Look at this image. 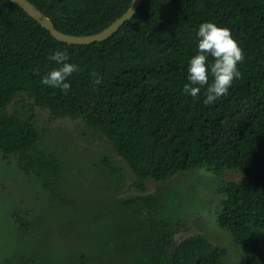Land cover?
I'll list each match as a JSON object with an SVG mask.
<instances>
[{
    "label": "trees",
    "instance_id": "16d2710c",
    "mask_svg": "<svg viewBox=\"0 0 264 264\" xmlns=\"http://www.w3.org/2000/svg\"><path fill=\"white\" fill-rule=\"evenodd\" d=\"M31 1L58 29L75 35L104 29L132 2ZM203 22L228 28L245 56L238 64L242 78L211 105L203 103L204 88L197 98L183 92ZM57 49L67 50L68 62L79 68L66 81L67 95L41 83L58 67L48 59ZM213 62L209 55V83ZM93 71L101 84L92 83ZM19 92L56 117L81 118L105 134L143 191L146 180L196 167L220 177L227 169L241 171L240 181L221 177L217 220L242 246L244 264H264V0H143L112 36L88 44L59 40L17 3L0 0V151L18 156L20 167L53 191L62 164L40 146L35 112L9 111ZM142 199L161 204L153 195ZM163 217L148 225L134 264H224L223 248L200 233L176 242L174 216Z\"/></svg>",
    "mask_w": 264,
    "mask_h": 264
},
{
    "label": "rangeland",
    "instance_id": "374dc122",
    "mask_svg": "<svg viewBox=\"0 0 264 264\" xmlns=\"http://www.w3.org/2000/svg\"><path fill=\"white\" fill-rule=\"evenodd\" d=\"M8 109L35 112L40 146L58 156L62 171L51 191L18 156L0 151V264H134L153 218L170 214L176 242L200 233L223 248L224 264H244L242 246L217 220L222 179L240 181L241 171L227 169L221 179L196 167L146 180L143 191L109 138L81 118L56 117L24 92ZM147 195L161 204L150 206Z\"/></svg>",
    "mask_w": 264,
    "mask_h": 264
},
{
    "label": "clouds",
    "instance_id": "9594fccd",
    "mask_svg": "<svg viewBox=\"0 0 264 264\" xmlns=\"http://www.w3.org/2000/svg\"><path fill=\"white\" fill-rule=\"evenodd\" d=\"M198 54L194 55L189 62L188 81L183 87V92L193 98H197L201 88L205 89V105H211L222 96H226L234 80L242 78L238 64L243 62L245 56L243 49L234 39L231 31L214 22H203L198 32ZM214 62L210 65L212 82L209 83L208 56ZM58 67L51 69L43 76L41 83L53 88H59L67 95L71 85L66 82L79 68L74 63H69L67 50H55L48 57ZM94 85L101 84L102 78L96 71L91 73Z\"/></svg>",
    "mask_w": 264,
    "mask_h": 264
},
{
    "label": "water",
    "instance_id": "95a60500",
    "mask_svg": "<svg viewBox=\"0 0 264 264\" xmlns=\"http://www.w3.org/2000/svg\"><path fill=\"white\" fill-rule=\"evenodd\" d=\"M27 11L31 16L37 19L44 27L48 28L52 34L59 40L76 43V44H88L95 41H101L112 36L119 28L129 19L133 18L137 10L141 6L143 0H132L129 8L115 19L110 25L104 29L85 35H75L61 31L55 26L54 21L35 3L31 0H12Z\"/></svg>",
    "mask_w": 264,
    "mask_h": 264
}]
</instances>
